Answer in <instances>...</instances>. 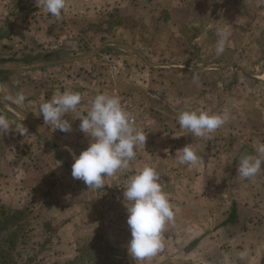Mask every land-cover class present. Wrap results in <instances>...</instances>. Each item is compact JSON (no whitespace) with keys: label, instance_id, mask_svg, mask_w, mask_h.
<instances>
[{"label":"rangeland","instance_id":"obj_1","mask_svg":"<svg viewBox=\"0 0 264 264\" xmlns=\"http://www.w3.org/2000/svg\"><path fill=\"white\" fill-rule=\"evenodd\" d=\"M223 28L230 38L217 55L218 31ZM203 30L205 39L198 36ZM188 64L213 68L212 77L223 80L224 90L251 92L253 87L238 89L234 82L264 79V0H66L58 18L38 8L36 0H0V68L14 69L7 72L8 84L0 86L3 98L21 92L26 98L36 95L39 109L44 99L62 89L78 90L87 100L100 93L116 94L134 125L145 129L151 113L157 112L158 104L150 105L154 95L164 98L163 112L170 111L179 103L177 89L175 98L168 94L174 90L169 82L202 79L198 71L179 72L175 67ZM17 70L23 73L16 75ZM51 78L57 86L52 91ZM16 80L23 86L13 88ZM151 80H157L154 87L149 86ZM30 81L37 84L35 90ZM211 101L204 106L207 110L221 105ZM15 105L18 112L0 98V115L28 129L25 136L11 130L0 133V207L22 211L27 223L15 262L108 264L98 227L95 233L91 228L82 235L73 233L77 257L59 262L57 231L72 215L88 210L91 194L82 180L72 177L69 151L44 138L27 120L32 111L27 100ZM86 114L85 109L80 116ZM55 136L66 137L77 156L89 144V138L78 133ZM89 209L98 225L95 208Z\"/></svg>","mask_w":264,"mask_h":264},{"label":"crops","instance_id":"obj_2","mask_svg":"<svg viewBox=\"0 0 264 264\" xmlns=\"http://www.w3.org/2000/svg\"><path fill=\"white\" fill-rule=\"evenodd\" d=\"M194 18L200 21L197 16ZM205 33L206 30H203L198 36L202 35V39H205ZM186 44L190 45L189 42ZM43 60H47V57ZM39 66L42 67L41 64ZM175 67L179 72L198 71L202 79L196 82L194 78L170 81L169 86L174 90L168 94L175 98L177 89L179 103L175 109L169 108L170 111L163 112L164 98L158 99L154 95L155 99L150 105L158 104L157 112L151 113L148 127L143 129L147 134L145 147L137 148L136 157L130 161L129 167L106 177L104 188L96 192V198L91 201L89 208H95L98 225L93 222L91 209L88 208L72 215L58 229L61 248L59 262H73L77 257L78 246L73 233L75 236L82 235L83 231L90 228L95 233L98 227L105 253L109 257L108 264H264V169L246 182H236L239 158L242 155H261L257 149L264 144V79L235 81L238 89L251 86L253 90L249 92L241 89L232 93L224 90L221 78L212 77L213 68L192 65ZM0 69V75H6L0 81V86H5L9 82L7 72L14 69ZM16 73L20 75L23 72L17 70ZM35 73L36 69L33 70V74ZM150 82L149 86L154 87L157 80ZM30 84L34 90L37 88L35 82L30 81ZM213 85L218 89L211 90ZM12 86L18 89L23 84L21 80H16ZM54 87L57 86L51 78L49 90L52 91ZM65 91H56L55 95ZM51 94H48L49 97ZM81 95L82 100L77 109L64 117L71 124L70 132L54 131L50 124L44 123L40 106L38 109L36 105V95L26 98L29 110H32L28 113L27 120L32 122L35 130L44 138L63 149L68 146L74 150L66 137H57L55 134L62 136L78 133L79 136L86 137L85 134L81 135L79 128L82 117L80 114L85 109L88 112L93 98L87 100ZM225 95L232 96L228 99ZM0 98L1 102L18 112L15 105L17 103L13 99L6 100L3 96ZM51 98L44 99L42 103ZM212 99H217L221 105L217 109L207 110L204 106L211 103ZM187 108L214 113L226 112L229 120L212 134V139L196 137L181 129L178 123L179 114L188 110ZM41 128L47 129V134L39 131ZM190 143L198 150L200 162L196 165H181L177 162L175 153ZM80 148L79 146L78 149ZM146 165L159 171L164 191L174 205L175 215L163 232V250L152 258L134 261L127 250L131 233L127 225L123 190L129 178ZM85 222L89 223L86 229L82 227Z\"/></svg>","mask_w":264,"mask_h":264},{"label":"clouds","instance_id":"obj_3","mask_svg":"<svg viewBox=\"0 0 264 264\" xmlns=\"http://www.w3.org/2000/svg\"><path fill=\"white\" fill-rule=\"evenodd\" d=\"M36 4L54 17H59L66 7V0H36ZM215 52L222 54L229 42L230 31L227 28L218 31ZM198 77H194V82ZM13 102L21 104L25 95L17 93ZM79 92L65 91L53 96L40 105L44 123L50 124L55 130L70 132L71 124L65 115L74 112L81 103ZM79 125L86 137L88 147L78 156L65 146L73 156L71 175L82 180L87 190L96 198V192L105 186V178L115 175L121 169H127L130 161L136 157V149L146 144L147 134L134 125V117L116 94L100 93L91 101L86 116L80 118ZM229 120L228 113H214L200 109H188L178 116L181 129L187 130L196 137L212 139V134L223 127ZM15 125L13 129L12 126ZM15 131L22 136L28 129L23 123L11 124L0 115V133ZM47 129L41 128L43 134ZM261 155H242L238 160L236 182L243 183L256 176L264 169V144L258 149ZM181 165H196L200 162L198 150L190 143L175 153ZM124 203L127 210V225L131 239L127 250L134 261H144L156 256L164 248L163 232L168 223L174 220L175 209L164 191L161 175L152 166H144L132 175L123 190Z\"/></svg>","mask_w":264,"mask_h":264},{"label":"trees","instance_id":"obj_4","mask_svg":"<svg viewBox=\"0 0 264 264\" xmlns=\"http://www.w3.org/2000/svg\"><path fill=\"white\" fill-rule=\"evenodd\" d=\"M26 224L22 211H8L0 207V264H17L14 254ZM25 264H31V261Z\"/></svg>","mask_w":264,"mask_h":264}]
</instances>
